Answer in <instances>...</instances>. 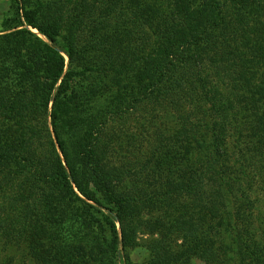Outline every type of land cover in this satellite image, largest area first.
I'll return each instance as SVG.
<instances>
[{
	"label": "trees",
	"instance_id": "1",
	"mask_svg": "<svg viewBox=\"0 0 264 264\" xmlns=\"http://www.w3.org/2000/svg\"><path fill=\"white\" fill-rule=\"evenodd\" d=\"M8 1L1 247L117 264L141 228L147 264H264L225 219L239 166L264 197V0Z\"/></svg>",
	"mask_w": 264,
	"mask_h": 264
},
{
	"label": "rangeland",
	"instance_id": "2",
	"mask_svg": "<svg viewBox=\"0 0 264 264\" xmlns=\"http://www.w3.org/2000/svg\"><path fill=\"white\" fill-rule=\"evenodd\" d=\"M9 10V1L0 0V23L4 16ZM36 33V31H34ZM67 61V59H66ZM243 178L240 185H242L239 193L242 196L238 200H231L226 204V220L229 224L237 229L238 225H241L240 219L236 216L237 212H242L248 216V225L251 229V233L256 236L258 241L263 242L264 240V197L262 191L259 190V183L256 178L245 175V169L241 166L238 167ZM244 170V171H243ZM252 227V228H251ZM156 237L149 235L143 229L139 228L137 232L136 246L128 251L127 259L124 258L123 254H119L117 258V264H147L145 258L147 257L148 250L155 243ZM1 243V241H0ZM180 243V242H178ZM223 243L228 251L229 259L235 258L237 253V246L234 245L233 237L227 236L223 240ZM20 253L14 249L2 248L0 244V264H30L28 260L21 259ZM192 264H200L197 260H193ZM227 264H232L228 261Z\"/></svg>",
	"mask_w": 264,
	"mask_h": 264
}]
</instances>
